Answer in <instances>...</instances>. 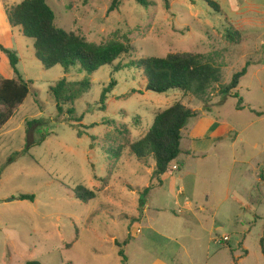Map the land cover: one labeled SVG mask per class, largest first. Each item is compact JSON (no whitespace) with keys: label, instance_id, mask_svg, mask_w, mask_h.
<instances>
[{"label":"rangeland","instance_id":"1","mask_svg":"<svg viewBox=\"0 0 264 264\" xmlns=\"http://www.w3.org/2000/svg\"><path fill=\"white\" fill-rule=\"evenodd\" d=\"M113 1L47 3L58 27L89 42L127 35L136 52L115 63L125 67L118 72L113 66L93 74L47 70L32 39L13 40L31 93L0 129V264H264V0H214L221 13L204 0H168L170 9L163 0H149V7L124 0L109 14ZM170 53L203 55L219 69L223 87L249 64L235 91L242 109L239 98L221 95L217 84L203 96L147 91L142 71L131 63ZM7 72L0 68V80ZM64 78L91 83L74 106L64 107L74 108L80 122L64 121L50 94ZM111 82L116 86L102 109ZM186 96L197 116L220 120L233 133L212 143L205 128L190 147L185 131L181 149L192 156L183 152L181 171L166 174L165 186L145 195L157 184L155 162L138 160L126 145ZM34 120L43 121L37 140L42 132L51 135L28 148L26 123ZM80 187L95 199H78ZM21 194L34 195L35 202L13 200Z\"/></svg>","mask_w":264,"mask_h":264},{"label":"trees","instance_id":"2","mask_svg":"<svg viewBox=\"0 0 264 264\" xmlns=\"http://www.w3.org/2000/svg\"><path fill=\"white\" fill-rule=\"evenodd\" d=\"M123 1L114 0L108 13L119 10ZM135 1L143 7H149L152 4L149 0ZM163 1L166 9H170L169 1ZM204 1L216 12H222L221 6L214 0ZM6 12L10 26L13 29L19 28L24 37L34 41L35 56L47 70L61 66L66 74L75 68L93 74L104 66H113L114 71L118 72L125 67H122L121 64L115 65V63L123 56L136 52V48L127 35L122 36L121 40L112 39L105 44H96L89 42L80 34L67 32L58 27L55 12L47 0H24L20 4L8 7ZM236 35L238 36V34ZM229 37H232V34ZM0 51L8 57L16 76L13 79L0 80L1 129L14 116L18 107L25 103L31 93V88L30 82L26 81L18 71L20 61L18 51L6 48L2 44H0ZM130 66L142 71L147 84L146 90L158 94L180 91L185 95L203 96L212 85L217 84L221 95L239 98L235 91L242 78L247 74L246 66L233 76L230 85L223 87L219 85L221 82L219 69L205 61L203 55L194 53H170L165 57H146L133 61ZM115 86L116 82H111L109 87L104 90L101 97L102 109L106 108L105 102L108 99V94ZM90 89L89 80L69 82L66 78L50 87V94L56 102L59 115L64 117V121H81V118L76 117L74 108L65 111L64 107L74 106L75 102ZM242 105L243 99L239 98L238 109H242ZM197 115L198 112L185 106L183 101L175 102L170 108L156 114L154 124L145 136L126 145L138 160L146 163L149 159L154 160L156 166L152 180L157 184H152L153 187L161 186L162 177L174 171L173 164L182 154V132L189 121ZM42 123L43 121L39 120L26 123L28 148L41 145L51 135L42 132L41 137L36 139V133L41 132L38 126ZM72 127L76 128L75 125ZM81 135L82 133L79 132L78 136L81 137ZM18 156L19 154L14 155L11 161H15ZM152 186L145 189V195L152 189ZM78 192L80 193L76 194L77 198L83 201H91L96 197L94 192L81 187ZM35 199V196L31 194H21L13 198L16 201L29 202H35ZM117 245L121 247V244L117 243ZM261 245L264 255L263 241H261ZM119 253L122 257L125 256L122 249Z\"/></svg>","mask_w":264,"mask_h":264},{"label":"crops","instance_id":"3","mask_svg":"<svg viewBox=\"0 0 264 264\" xmlns=\"http://www.w3.org/2000/svg\"><path fill=\"white\" fill-rule=\"evenodd\" d=\"M5 1H7V0H0V44L5 46L6 48L15 50L16 49L14 46L15 42L13 40H15V38L18 39L19 36H22V32L19 28L13 29L10 26L8 18H7V12H6L7 6L5 4ZM13 5H17V4H11V7ZM16 34H18L17 37L15 36ZM16 50H18V49H16ZM2 67L4 69H6L7 71H9L5 74L6 79H13L14 73H12V71H11L9 59L4 53H2L0 51V68H2ZM185 99H186V101L183 102L184 105L191 108V105L188 101L189 98H187V96H186ZM191 109H193V108H191ZM208 111H210V110H208ZM198 118L200 120H197ZM191 120H195V121H191ZM191 120L189 121L188 125L186 126V128L182 132V137H183L182 141L184 140L185 131L187 132L186 139L191 141L190 147L193 146L192 141L198 140L199 139L198 137H200L199 136L200 132L205 128H206V133L208 134V138L211 140L212 143L222 141L223 139H225L227 137V135H231L233 133V128H231L229 126H225L220 120H212L209 117L200 118V116H197ZM181 145H182V143H181ZM194 149H196V148H194ZM183 152L185 154H187V156H189V157L192 156L191 150H185V151L182 150V153ZM178 160L173 165L178 167V170H176V171H181L182 164L180 162H178ZM154 170H155V167H154ZM154 170H152V171L154 172ZM153 172H152V175H153ZM173 172H175V170ZM164 186H165V184H163V181H162V185L157 186V187H164ZM149 187H151V186H149ZM181 197H183L182 194L180 195V198ZM178 200L179 199H177V201ZM24 202H28V201H24ZM176 205L179 206V203L177 202ZM144 207H146V206L144 205L143 209H144ZM146 212H147V209H144V213H146ZM136 218L139 222L140 220L138 219V217H136ZM132 227H134V225ZM111 240L113 241V244L117 245V243H118L117 237H112Z\"/></svg>","mask_w":264,"mask_h":264},{"label":"built area","instance_id":"4","mask_svg":"<svg viewBox=\"0 0 264 264\" xmlns=\"http://www.w3.org/2000/svg\"><path fill=\"white\" fill-rule=\"evenodd\" d=\"M173 170H178V167L177 166H173ZM227 241H229V238L228 237H225L224 239H223V242H227Z\"/></svg>","mask_w":264,"mask_h":264}]
</instances>
